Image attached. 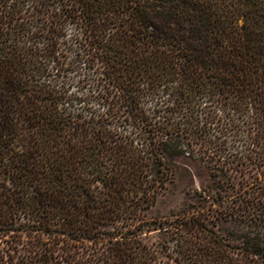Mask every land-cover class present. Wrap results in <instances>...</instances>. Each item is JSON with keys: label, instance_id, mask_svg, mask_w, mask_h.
Segmentation results:
<instances>
[{"label": "trees", "instance_id": "1", "mask_svg": "<svg viewBox=\"0 0 264 264\" xmlns=\"http://www.w3.org/2000/svg\"><path fill=\"white\" fill-rule=\"evenodd\" d=\"M0 264H264V0H0Z\"/></svg>", "mask_w": 264, "mask_h": 264}, {"label": "rangeland", "instance_id": "2", "mask_svg": "<svg viewBox=\"0 0 264 264\" xmlns=\"http://www.w3.org/2000/svg\"><path fill=\"white\" fill-rule=\"evenodd\" d=\"M180 178L168 192L159 197L156 204L158 214H169L171 211L182 208L188 198L187 192L199 188L206 180V171L204 166L198 162L187 161L186 166H182Z\"/></svg>", "mask_w": 264, "mask_h": 264}]
</instances>
